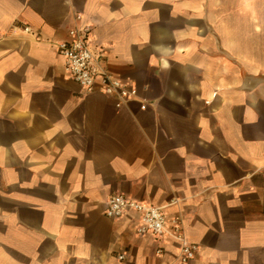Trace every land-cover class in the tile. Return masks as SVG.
<instances>
[{
    "label": "crops",
    "instance_id": "0c3cea01",
    "mask_svg": "<svg viewBox=\"0 0 264 264\" xmlns=\"http://www.w3.org/2000/svg\"><path fill=\"white\" fill-rule=\"evenodd\" d=\"M73 27L136 97L69 77ZM0 264H264V0H0Z\"/></svg>",
    "mask_w": 264,
    "mask_h": 264
},
{
    "label": "built area",
    "instance_id": "2783aa9c",
    "mask_svg": "<svg viewBox=\"0 0 264 264\" xmlns=\"http://www.w3.org/2000/svg\"><path fill=\"white\" fill-rule=\"evenodd\" d=\"M24 30L30 32L31 27L25 26ZM57 50L64 57L66 73L88 92L100 91L114 97L119 104L137 96L136 88L106 68L101 53L89 43L87 29L71 28L68 37L57 43ZM142 107L146 108L147 104ZM131 211L140 214L139 233L152 234L156 238L173 237L180 243V261L183 263L196 256L198 246L186 238L181 216H173L170 220L172 227H169L168 218L160 206L145 204L123 194H113L107 200L105 214L108 217L119 218ZM120 257L124 258V255Z\"/></svg>",
    "mask_w": 264,
    "mask_h": 264
}]
</instances>
